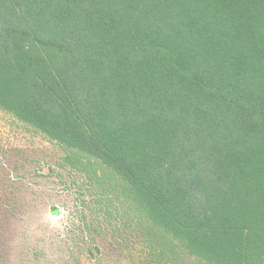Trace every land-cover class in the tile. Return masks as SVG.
I'll return each instance as SVG.
<instances>
[{
    "label": "trees",
    "instance_id": "obj_1",
    "mask_svg": "<svg viewBox=\"0 0 264 264\" xmlns=\"http://www.w3.org/2000/svg\"><path fill=\"white\" fill-rule=\"evenodd\" d=\"M0 110L109 167L187 256L264 264V0H0ZM8 183L0 158V216ZM142 235L131 264H174Z\"/></svg>",
    "mask_w": 264,
    "mask_h": 264
},
{
    "label": "rangeland",
    "instance_id": "obj_2",
    "mask_svg": "<svg viewBox=\"0 0 264 264\" xmlns=\"http://www.w3.org/2000/svg\"><path fill=\"white\" fill-rule=\"evenodd\" d=\"M9 118L0 110L3 126L13 122L0 146L9 182L8 206L0 216V264H80L88 248L100 250L107 264H131L125 249L136 246L145 231L176 248L174 264H204L139 218L125 183L109 167L82 161Z\"/></svg>",
    "mask_w": 264,
    "mask_h": 264
}]
</instances>
